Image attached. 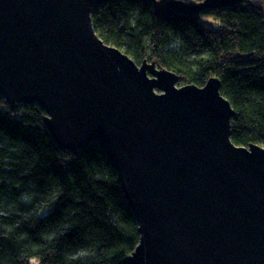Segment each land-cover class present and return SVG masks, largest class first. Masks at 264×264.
<instances>
[{"label": "water", "instance_id": "water-1", "mask_svg": "<svg viewBox=\"0 0 264 264\" xmlns=\"http://www.w3.org/2000/svg\"><path fill=\"white\" fill-rule=\"evenodd\" d=\"M107 1L0 0V94L43 107L63 150L102 146L139 223L125 264H264V145L232 140L218 76L178 85L107 43ZM241 1L152 0L160 17Z\"/></svg>", "mask_w": 264, "mask_h": 264}, {"label": "trees", "instance_id": "trees-1", "mask_svg": "<svg viewBox=\"0 0 264 264\" xmlns=\"http://www.w3.org/2000/svg\"><path fill=\"white\" fill-rule=\"evenodd\" d=\"M190 1V0H185ZM200 1V0H193ZM156 14L152 0H108L93 14L98 34L138 63L156 60L182 83L221 80L232 140L264 145V0ZM214 15L212 27L202 15ZM37 103L12 107L0 94V264H125L139 223L117 170L92 142L63 150Z\"/></svg>", "mask_w": 264, "mask_h": 264}, {"label": "rangeland", "instance_id": "rangeland-1", "mask_svg": "<svg viewBox=\"0 0 264 264\" xmlns=\"http://www.w3.org/2000/svg\"><path fill=\"white\" fill-rule=\"evenodd\" d=\"M193 1V0H190ZM258 2H260L259 0H257ZM203 19H207L208 22L210 23V25L212 27H217L220 25V20L218 17L214 16V15H202ZM151 61V60H149ZM182 84H186V83H182V82H178V85H182ZM30 264H41L40 259L37 256H32L29 260Z\"/></svg>", "mask_w": 264, "mask_h": 264}]
</instances>
